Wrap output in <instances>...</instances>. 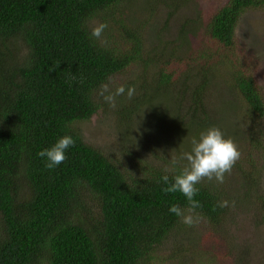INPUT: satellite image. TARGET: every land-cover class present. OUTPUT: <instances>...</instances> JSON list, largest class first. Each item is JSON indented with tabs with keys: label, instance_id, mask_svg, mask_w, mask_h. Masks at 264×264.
Instances as JSON below:
<instances>
[{
	"label": "trees",
	"instance_id": "16d2710c",
	"mask_svg": "<svg viewBox=\"0 0 264 264\" xmlns=\"http://www.w3.org/2000/svg\"><path fill=\"white\" fill-rule=\"evenodd\" d=\"M135 5L136 0H0V264H148L164 244H180L177 251L184 254V241H194L183 230L190 226L169 211L172 204L187 210L188 201L180 192L162 191L161 177L174 182L187 165L184 152L173 158L156 150L119 164L86 142L81 125L109 109L104 95L122 85L113 80L117 75L134 78L125 81L113 112L128 129L143 110L151 111V130L142 140L147 148L150 141L171 144L181 123L183 132L216 126L208 92L221 79L241 99L243 121L255 129L241 131L246 150L238 148L244 158L234 165V181L205 179L197 185L195 199L202 206L193 215L222 231L241 205L230 197L238 191L261 204L264 218L254 139L264 119V96L247 70V64L255 66L254 57L240 54L238 36L243 16L264 9V0H225L189 32L191 22L181 23L176 38L165 43L163 30L127 26L128 9ZM95 18L107 23L104 32L117 25V39L111 33L90 38ZM189 34L202 37L204 45L185 47ZM129 87L135 89L131 99ZM180 91L189 100L183 114L176 104ZM65 135L75 145L49 170L37 153ZM223 200L228 207H218ZM222 241L232 238L224 233Z\"/></svg>",
	"mask_w": 264,
	"mask_h": 264
},
{
	"label": "rangeland",
	"instance_id": "374dc122",
	"mask_svg": "<svg viewBox=\"0 0 264 264\" xmlns=\"http://www.w3.org/2000/svg\"><path fill=\"white\" fill-rule=\"evenodd\" d=\"M224 3L225 0H136V5L128 9L126 24L129 28L135 30H163L160 35L163 38L162 43H165L164 40L170 42L176 38L181 23L191 22V25L186 28L189 32L191 26L193 28L199 26L201 17L209 15ZM101 20L102 18H95L93 26L100 24ZM105 20L109 21V17L107 16ZM111 27L112 30L108 29L103 34L106 37L111 33L112 37L110 39L116 40L118 36H114L113 32L118 30L117 25L111 23ZM152 32L149 31L148 33L150 39H153L151 36L155 34ZM238 36L243 48H240V54L249 52L254 57L255 66L251 67L247 64V70L252 69L249 73L261 87L264 96V9H253L243 16ZM201 45H204L202 37L200 39V36L189 34L185 47L195 50ZM199 60L203 62V60ZM154 68L157 69V66ZM132 78L134 76L117 75L113 80L125 85V81ZM212 85L213 89L208 92L210 94L208 100H211V104L208 103V106L211 114L216 113L217 125L215 127H225L226 123L231 121L229 129H220L224 130L227 133L226 137L231 138L245 154L246 145L243 143L242 138L239 139V136L242 130L249 128L248 122L243 121L241 115V102H239L241 99L238 100L233 92L227 91L228 86L219 78L216 82L213 81ZM217 86L221 89L219 90ZM179 96H184L182 91L179 92ZM161 100L165 101L163 97ZM120 101L123 102V100ZM188 102L187 97H183L180 102L176 103L179 105L181 114L185 113ZM108 108V110H104L96 116L95 120L84 121L81 127L87 143L100 149L119 164H125V161L131 159L138 160V155L140 158L150 156L156 150H165L168 154L172 153L173 158L176 156L181 158L182 152L185 153L191 149L192 139H198L202 132L201 130L192 131L189 128L186 132H183L186 127L181 123V130L171 134V137H173V140L170 141L172 145L150 141L152 145L147 148L149 142L145 144L142 140L144 135L148 136L146 131L151 130V125L147 119L151 116V111L143 110L141 116L145 119L141 117V119L135 120L132 125L129 124L128 129H125L120 117L116 112H113V108H119L116 103L114 107L110 105ZM256 127L257 132H254V139L258 141L256 148L259 152L257 155L259 161L256 160L255 162L259 170L258 185L264 194V119L257 123ZM251 129H255V127ZM169 134V129L162 133L163 137H167ZM128 152L131 155L127 154ZM241 157L244 158L242 154ZM234 168L230 173L225 174V178L229 181H234L231 178ZM233 184L237 183L234 182ZM230 194L231 198L240 200L241 205L232 209L233 213L227 219L222 231L217 233L215 228L205 221L197 223L196 226L186 227L183 229L184 232L191 234L194 241H184L183 245L187 249L184 254L177 251L180 244H164L162 250H159L148 264H264L262 206L260 203L250 200V196L247 197L249 200L242 198V193L238 191H231ZM224 233L232 238L231 242L223 243ZM195 244L197 246H194Z\"/></svg>",
	"mask_w": 264,
	"mask_h": 264
},
{
	"label": "clouds",
	"instance_id": "9594fccd",
	"mask_svg": "<svg viewBox=\"0 0 264 264\" xmlns=\"http://www.w3.org/2000/svg\"><path fill=\"white\" fill-rule=\"evenodd\" d=\"M108 27L107 23L95 25L91 32L90 38L100 40L104 30ZM104 91L108 92L107 86H104ZM125 93V87L120 85L115 89V92H108L104 95L105 102L111 106H115V98L122 96ZM135 94V89L129 87L127 96L129 99ZM75 145V140L70 135L60 137L51 147L45 148L37 153L41 158H44L45 167L49 170L55 169L66 159V150ZM241 153L237 145L231 138L225 137L223 131L218 127H209L202 131L199 138H193L191 141V149L183 154V159L187 161V165L182 168L179 174L173 177L174 182L169 181V176L164 175L161 180L166 185L162 191L165 193L180 192L188 201L189 207L187 210L182 209L177 204H172L169 211L181 219V222L187 226H193L202 219L198 214L193 215L195 209L202 205L195 199L199 189L197 185L207 179L215 181L218 184L224 183L225 174L230 173L236 162L240 159ZM172 163L175 165L176 160ZM167 171V169H165ZM229 206L227 200L219 202L218 207L225 208ZM235 206V202H232ZM215 210V207L213 208ZM187 211V214H185Z\"/></svg>",
	"mask_w": 264,
	"mask_h": 264
}]
</instances>
